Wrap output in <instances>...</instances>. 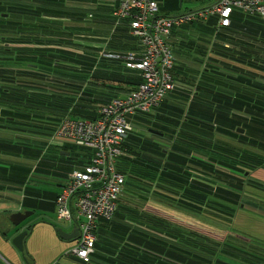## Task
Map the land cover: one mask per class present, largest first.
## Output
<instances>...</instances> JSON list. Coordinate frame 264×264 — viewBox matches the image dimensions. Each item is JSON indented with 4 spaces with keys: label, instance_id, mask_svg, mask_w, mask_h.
<instances>
[{
    "label": "crops",
    "instance_id": "1",
    "mask_svg": "<svg viewBox=\"0 0 264 264\" xmlns=\"http://www.w3.org/2000/svg\"><path fill=\"white\" fill-rule=\"evenodd\" d=\"M181 2L157 0L159 13L166 16L181 14V10H178ZM119 3L120 0H62L58 8L51 5L62 9V14L41 16L50 21L63 22V30L69 33L68 38L73 41V48L68 49L77 53L75 61L69 59V64L77 65L78 62L79 65L75 68L56 67L52 71V81H48L45 89L60 98L63 104L61 107L47 108L43 113L38 110L37 118L29 123L20 119L15 123H3L5 127H0V264H50L76 243L75 225L68 223L69 228H64L55 221L54 198L65 183L68 173L82 168L90 161L92 150L56 137L52 121L69 115L73 106L79 103L76 99L81 95L83 110L80 108V112H83V119H91L96 116L100 105L124 96L136 87L137 84L130 83L134 71L126 68L122 60L104 55H139L143 50L141 42L131 35L128 21L115 16L114 11ZM210 18L211 22L206 25L197 24L196 31L190 29L188 25L191 24L173 28L169 39L174 56L173 76L176 87L146 115H133L134 134L139 137L131 136L127 143L129 147V141L136 144L138 139H146L151 145L154 141L158 142L163 149L162 154L148 151L143 158L147 165L159 166L163 170L158 178H154L156 169L147 166L143 179L142 204L136 201L140 191L131 190L129 193L125 188L117 207L120 214H132L129 219L124 217V221L145 235L178 245L173 238L153 231L150 226L160 225L157 218L167 219L171 224L179 226L185 222H194V210L185 209L196 207L199 203L194 205V200L185 203L184 190L195 181L210 186L212 191H215L216 186L230 190L234 175L239 183L235 182L232 188L241 194L233 226L244 230L238 236L241 240H256L254 243L257 249L254 251L246 248L250 251H247L248 256L253 257L254 254V262L226 254L225 259L229 263L225 264H264V195L258 193L259 189H264L255 185H264V167H257V171V168L249 170L246 164L243 168L236 166L241 154L246 158L251 151V154L259 158L264 152L258 146L249 150L246 134L253 120L242 114L245 105L233 102V99L227 101L221 98V95L233 97L246 92V83L240 79H246L249 73L244 68L232 73L229 62H232L233 55L240 59L236 60L237 63H254L256 69L257 65L264 63V19L239 9L232 11L231 23L227 27L218 26L216 16ZM33 29L36 31L37 28ZM203 32L209 34L210 38H202ZM1 45L6 47L7 43ZM244 57L246 59L242 62ZM250 74H255V80L261 81L257 70ZM242 75L245 78H241ZM69 81H74L73 87ZM31 89L37 91L39 88ZM190 89L195 91L192 102L187 100ZM151 124L161 131L151 128ZM173 126L178 127V131L175 132ZM175 144L181 149L174 148ZM212 144H221L224 155H217L212 148H208ZM214 153L217 158L212 156ZM128 154L127 149L124 155ZM119 161L117 169L120 167ZM168 172L171 176L172 173L178 176L176 182L166 177L168 174L165 173ZM50 179L57 181L54 190L41 186L49 183ZM134 182L137 184L139 181L135 179ZM135 204L138 205L137 210L145 214L143 226L135 218L137 213L134 216L130 211ZM19 211L31 212L24 222L27 227L33 225L26 239V255L11 241L14 230L10 216ZM118 217L116 219L120 220ZM208 222L211 220L208 219ZM216 224V219H213L214 227ZM58 228L65 235L75 234V237L61 239ZM62 248L63 252L58 254ZM243 251L241 249L240 253ZM98 252L99 249L92 255L94 262L106 264ZM138 252L144 256L143 264H164L167 259L164 249L140 248ZM177 252L175 250L176 257L172 261L181 264L182 258L177 259ZM101 254H105L104 251ZM107 262L123 264L121 257L116 254H111V260ZM63 264L84 263L76 256H69Z\"/></svg>",
    "mask_w": 264,
    "mask_h": 264
},
{
    "label": "trees",
    "instance_id": "2",
    "mask_svg": "<svg viewBox=\"0 0 264 264\" xmlns=\"http://www.w3.org/2000/svg\"><path fill=\"white\" fill-rule=\"evenodd\" d=\"M61 4L62 0H0V43H7L6 47L0 45V58L2 59V64L0 65V121H2V124H0V127H5L3 123H15V121L20 119L29 123L30 120L35 119V117L37 118L36 114H38V110L43 113L47 108H56L63 105L58 96L56 98L53 93L47 92V89L45 88L47 87L48 81L52 79V71L54 68L78 67V62L77 65L69 64V59L75 61L74 57L77 53L68 49L73 48V41L71 38H68L69 33L63 30L61 26L63 22L60 20L50 21V19H44L41 17L43 15L62 14L64 12L62 9L51 7L52 5L54 7L57 6L58 8ZM212 16H216V19L218 18V15L212 14L206 18H197L193 21H187L179 25H200L199 22H196L199 19L206 20V23H204V25H206L208 22H211L212 19L210 17ZM213 20H215V18H213ZM174 26L171 28V34ZM218 26L220 25L218 24ZM34 27L37 28L36 31H34ZM126 54L127 53L115 54L119 55V57H111L122 60L126 68L132 69L126 66L125 60L122 58V56ZM104 55L109 56L107 54ZM232 59V62H229V69H231L233 74L239 69H242V65L243 68L251 67L252 70H260L264 72V63L257 65L256 69L254 63H237L236 60L240 59L234 55ZM245 59V57L242 58V62ZM81 65L83 66V64ZM132 70L135 74L134 76L131 75L132 81H130V83L138 85L141 81L140 71L137 69ZM246 72L249 73L247 78L240 79L242 82L246 83V92H242V94L233 97H224L221 95V98H226L228 99L227 101L233 99V102H241L242 105H245V111H243L242 114L249 116L253 120V122L248 125L246 134L249 147L254 148L258 146L262 148L264 152V143L261 144L255 139L258 138L255 137L258 133H261V135L264 134V82L259 80L256 81L254 77L255 74H250L251 72L248 70H246ZM241 78L245 77L242 75ZM70 84L73 87L74 81H71ZM33 87L39 89H37V91L35 89L32 90L31 88ZM188 92L187 100L192 102L195 91L190 89ZM69 99L74 98L69 97ZM76 100L79 103L76 104V107L73 106L71 111H69V115L67 114L63 118L53 119L54 121L52 122L55 125V130L58 124L65 118L71 120L96 119L100 115V108L109 103L112 99L109 102L100 105L96 116L91 119H83V112H80L81 109L83 110V105L81 104V102H83V95L77 97ZM137 113L143 114L146 112ZM133 129L134 124L132 130L123 141L122 154L118 158V160L120 159V167L118 169L125 177L124 189L126 188L129 193L133 190L140 191L138 193L139 196L144 197L143 179L147 166L149 169H156L154 172V178H158L163 170V168H159V166L152 167L149 164L147 165L143 158L145 156L144 151L147 149L146 151L162 154L163 149L159 147L160 144H158V142L154 141V144L157 146L154 144L151 145L146 139H138L136 144L133 141H129L130 144L128 147V139L131 136H136V138L139 137L138 134H134ZM260 139H264V135L260 137ZM212 147L215 146L208 148L211 149ZM174 148L181 149L176 144L174 145ZM127 149L130 154L124 155L125 151L127 152ZM216 149L221 151H217V153L224 155V152L220 147L216 146ZM248 154L252 159H255L254 164H246L249 169H255L260 166L264 167V153L259 158L255 157V154H251V151H249ZM248 156L246 159L249 158ZM117 165L118 163L116 166ZM166 174H168L166 177H171V180H174L172 181L173 183L178 179V176L173 173L172 176L169 172L165 173V175ZM166 177L165 179H167ZM135 179L141 183L137 182V184H135ZM231 181L233 183L232 187L236 185L235 182L239 183L238 180L236 181L234 175H232ZM232 187L229 190L216 186L215 191H212L210 186L201 182L196 183L195 181L194 184L184 190L183 198L185 203L194 200V205H196L197 202L199 205L193 208L188 207L185 210H194L193 213H201L200 210L202 208L208 209V207H210L211 210L219 213L222 221L220 224H224V227L227 228L228 224H232L235 220L236 207L241 194L238 190ZM196 188H198V191H196ZM137 208L138 205L135 204L130 208V211L133 212L134 216L135 213H137V217L135 216V218L139 220L140 226H143V216L145 214L144 212H139ZM129 214H120L117 207L112 219L101 220L97 223L94 230L96 237L94 250L90 255L89 261L83 262L84 264H96L92 255L97 249H99L98 253L101 258L105 259L104 262L106 264H108L107 260H111V254H116V256L119 255L123 264H143L144 256H142V252H138L140 248H159L166 250L167 254L165 255L167 256V259L164 264H175V262L172 261V259L176 257L175 250L178 251L177 259L180 257L182 258L181 264H214V262L217 264H225L229 263L225 259L226 254L232 255V257H235L236 259L243 258L244 260L254 262L252 259L255 257L254 254H252L253 257H250L251 255L248 256L249 253H247V251H250L247 249L250 248L255 251L257 249V245L254 243L256 240L245 242L238 237L240 236L239 234L233 235L230 232H228V235L224 236V239H217L211 235L209 236V234L193 229L192 227L171 224L167 219L157 218V223H160V225L150 227L155 232L173 238L178 244L175 245L145 235L140 230L126 223L124 219H129L132 215ZM116 217L120 220H117ZM101 236H105L106 238H102ZM241 249H244L245 252L243 251V253H240ZM102 251H104L105 254H101ZM106 253H108V255H106ZM179 253H182V255Z\"/></svg>",
    "mask_w": 264,
    "mask_h": 264
},
{
    "label": "built area",
    "instance_id": "3",
    "mask_svg": "<svg viewBox=\"0 0 264 264\" xmlns=\"http://www.w3.org/2000/svg\"><path fill=\"white\" fill-rule=\"evenodd\" d=\"M234 9L264 18V0H216L203 9L175 16L160 14L157 0H120L114 14L128 21L130 33L143 46L139 55L127 53L122 58L127 67L140 71L141 81L124 96L102 106L96 119L65 118L54 132L56 137L92 150L86 165L68 173L54 201L56 218L74 224L78 230L76 243L60 258L76 256L88 262L94 250L97 223L113 218L125 183L116 164L123 141L132 130V117L158 106L176 87L172 73L174 56L169 43L171 28L212 14L218 15L221 27H226L231 23ZM50 264L61 263L54 260Z\"/></svg>",
    "mask_w": 264,
    "mask_h": 264
},
{
    "label": "rangeland",
    "instance_id": "4",
    "mask_svg": "<svg viewBox=\"0 0 264 264\" xmlns=\"http://www.w3.org/2000/svg\"><path fill=\"white\" fill-rule=\"evenodd\" d=\"M214 2V0H182V2H181V4H180V6L178 7V10H181V13H185V12H193V11H197V10H200V9H203V8H205V7H208V6H210L212 3ZM176 12V11H175ZM178 14H180V13H178ZM170 15H177V13L175 14V13H173V14H170ZM196 22H199L200 23V25H204V23H206V20H203V19H199V20H197ZM189 27H191L190 29L192 30V31H196V27H198L197 26V24H191V25H188ZM202 38H205V39H209L210 38V35L209 34H206L205 32H203L202 33ZM0 45H1V43H0ZM242 68H243V65L241 66ZM244 69H246V70H248L249 72H255L256 70H252V68L251 67H248V68H244ZM257 75H258V79H260L261 81H263L264 82V72L263 71H260V70H257ZM147 113V112H146ZM146 113H143V114H145L146 115ZM149 113V112H148ZM159 126V125H158ZM151 128H155L156 130H160V129H157V127L155 126V125H153V124H151ZM175 128V126H173L172 127V129H174ZM237 129V128H236ZM175 132L176 131H178V127H176L175 129ZM138 131V130H137ZM161 131V130H160ZM165 132H167V131H165ZM138 133V132H137ZM146 134H148V132H146ZM264 135V134H263ZM263 135H261V133H258L255 137H258V138H255L259 143H261V144H263L264 143V139H260V137H262ZM213 146H215V147H212L213 149V152H215L217 155H219V153H217V151L218 152H221L220 150H217L216 149V146H218V147H220L221 146V144H212ZM264 145V144H263ZM253 149V147L251 148V147H249V150H252ZM147 150V149H146ZM144 151V152H148V151ZM254 150V149H253ZM214 153V155H212V156H215L216 158H217V156H216V154ZM231 156H233V154L231 155ZM235 157H236V155H235ZM249 158L248 159H246L245 158V156H244V154H241L239 157H238V161H236V163H238V165H236L238 168H243L244 166H245V164H254L255 163V159H252V157H250V156H248ZM247 168H248V166H247ZM257 168V167H256ZM255 168V169H256ZM260 169L261 168H263V167H259ZM259 168H257V171H258V169ZM249 169V168H248ZM249 170H251V169H249ZM56 180H54V179H50L49 180V183H46V184H43V185H41V186H43L44 188H48V189H52V190H54L55 189V187H54V185L56 184ZM48 184H50V185H48ZM264 184V183H263ZM255 185H257L258 187H261V188H263L264 189V185L263 186H261V185H258V184H255ZM258 193H260V194H262V195H264V190H258ZM245 196V193L244 194H242L241 195V197L243 198ZM136 197V196H135ZM136 201L137 202H141L142 201V198H141V196H138V197H136ZM141 204H142V202H141ZM209 211V212H208ZM200 212L201 213H196V214H194V218H193V220H194V222H192V223H187V222H185L184 223V225L185 226H189V227H192L193 229H196V230H198V231H200V232H202V233H205V234H209V236L211 235V236H213L214 238H217V239H224V236H226V235H228V232H230L231 234H233V235H236V234H239V235H241V232H244V230L243 229H240V230H242V231H240V230H238V229H236L234 226H233V223L232 224H228V227L227 228H225L224 227V224L222 225V224H220L222 221H221V219H220V215H219V213L218 212H214V210H211V209H204V208H202L201 210H200ZM217 213V214H216ZM214 214H216V215H214ZM237 215V214H236ZM208 219H210L211 220V222H208ZM213 219H216V221H217V224L215 225V227H214V225H213ZM235 219H236V217H235ZM55 221H56V223H58L59 224V226H62V227H64V228H69V227H67V226H70L67 222H63V221H60V220H58L57 218H56V216H55ZM224 222V221H223ZM225 228V229H224ZM231 230V231H230ZM245 234V233H244ZM252 238V237H251ZM58 240V239H57ZM57 243V246L56 247H58V242H56ZM65 248V247H64ZM63 252V248L58 252V254H60V253H62ZM62 255V254H61ZM60 255V256H61ZM60 256L59 257H57V258H55V260H58L61 264H63V263H65V259L66 258H60Z\"/></svg>",
    "mask_w": 264,
    "mask_h": 264
},
{
    "label": "water",
    "instance_id": "5",
    "mask_svg": "<svg viewBox=\"0 0 264 264\" xmlns=\"http://www.w3.org/2000/svg\"><path fill=\"white\" fill-rule=\"evenodd\" d=\"M151 132L158 133L156 130L149 129ZM241 130V129H240ZM31 214L29 211H19L12 213L10 216V221L12 224L13 234L11 241L13 245L23 254H27V245H26V239L30 235L33 225H30L27 227V225L24 224L25 220L28 218V216ZM58 234L60 235L61 239L69 240L75 237V234L77 235V228L74 230V235L69 234L65 235V233L62 231L61 228L57 229Z\"/></svg>",
    "mask_w": 264,
    "mask_h": 264
}]
</instances>
